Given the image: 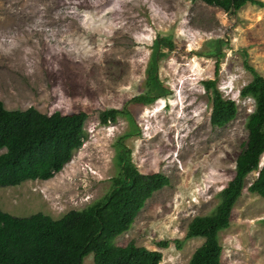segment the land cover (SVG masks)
Returning a JSON list of instances; mask_svg holds the SVG:
<instances>
[{
	"label": "rangeland",
	"instance_id": "374dc122",
	"mask_svg": "<svg viewBox=\"0 0 264 264\" xmlns=\"http://www.w3.org/2000/svg\"><path fill=\"white\" fill-rule=\"evenodd\" d=\"M256 1L263 6L226 13L198 0H0L5 107L89 116L88 139L63 171L49 181L0 188V209L20 218L42 213L60 219L101 200L118 174L117 143L131 122L121 117L102 126L100 115L126 109L139 129L124 142L132 163L170 184L114 243L160 251V264H189L205 241L186 240L188 226L214 212L248 140L255 103L241 97L253 79L246 62L264 76V0ZM164 39L172 46L159 50L157 75L167 95L147 106L132 103L148 92L155 44ZM209 80L238 105L236 120L224 128L210 122L212 95L203 85ZM257 177L246 179L231 226L220 234L222 264H264V198L248 191ZM165 241L169 247L160 248ZM84 264H95L93 254Z\"/></svg>",
	"mask_w": 264,
	"mask_h": 264
},
{
	"label": "trees",
	"instance_id": "16d2710c",
	"mask_svg": "<svg viewBox=\"0 0 264 264\" xmlns=\"http://www.w3.org/2000/svg\"><path fill=\"white\" fill-rule=\"evenodd\" d=\"M226 13H237L245 6L259 5L256 0H198ZM171 41H156L153 63L149 71L148 92L132 103L153 104L167 95L157 75V57L162 47L171 48ZM219 67V66H218ZM217 67V75L219 68ZM252 81L241 91L242 98L254 100V111L248 117V140L236 160L234 178L220 192V201L210 215L195 217L188 226L186 240L204 239L192 255L189 264H222L221 232L231 226L236 203L245 190L252 173L257 179L248 188L251 194L264 198V76L246 62ZM212 95L211 125L224 128L236 120L238 105L224 97L217 80L203 83ZM127 117L131 131L117 143L119 171L112 179L110 191L101 200L81 211H71L60 219L42 213L20 218L0 209V264H84L93 254L95 264H160L163 254L130 243L125 247L114 241L128 232L147 201L156 192L169 186L163 174L144 175L132 163L131 151L124 145L127 138L139 134V129L126 109H108L101 113L102 126ZM85 112L63 115L41 113L34 107L25 111H10L0 99V188L16 187L28 181H49L63 171L74 154L88 139ZM170 242L159 243L168 248ZM182 241H176L180 249Z\"/></svg>",
	"mask_w": 264,
	"mask_h": 264
}]
</instances>
